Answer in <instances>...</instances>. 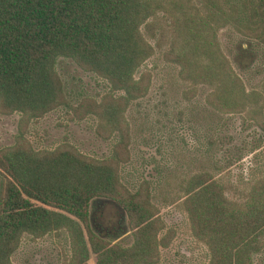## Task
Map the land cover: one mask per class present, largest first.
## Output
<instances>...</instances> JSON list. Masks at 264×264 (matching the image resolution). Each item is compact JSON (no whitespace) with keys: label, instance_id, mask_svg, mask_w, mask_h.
I'll return each instance as SVG.
<instances>
[{"label":"trees","instance_id":"obj_1","mask_svg":"<svg viewBox=\"0 0 264 264\" xmlns=\"http://www.w3.org/2000/svg\"><path fill=\"white\" fill-rule=\"evenodd\" d=\"M163 2L0 0V112L18 111L26 120L63 103L61 80L53 62L57 55H65L117 90L104 92L99 99H84L77 110L93 113L98 132L104 136L113 130L118 136L110 155L101 158L85 155L69 144L33 149L21 131L10 145L0 148L4 178L0 188V264H13L9 256L22 232L40 235L61 227L69 238L67 264H87L89 252L94 254V264H148L156 259L157 244L164 243L156 237L161 220L147 188L142 185L129 191L121 184L118 162L125 154L123 109L148 87L146 71L134 76L153 51L139 25L164 6ZM207 4V17L200 20L197 10L192 15L179 6L180 17L166 10L175 15L168 53L180 64L181 77L212 85L207 94L211 105L243 108L250 93L243 90L227 59L216 50L212 36L208 37L211 19L219 14L221 22H228L233 9H223L219 0ZM245 26L252 28L251 23ZM259 125L264 129V124ZM185 184L183 205L193 234L207 246V264H249L250 251L264 235V177L251 183L239 202L227 200L221 186L205 175H192ZM93 198L122 208L131 230L127 244L111 242L93 231L89 213Z\"/></svg>","mask_w":264,"mask_h":264},{"label":"rangeland","instance_id":"obj_2","mask_svg":"<svg viewBox=\"0 0 264 264\" xmlns=\"http://www.w3.org/2000/svg\"><path fill=\"white\" fill-rule=\"evenodd\" d=\"M207 1L164 0V6L139 25L153 51L134 72V76L148 73L146 92L130 99L122 112L125 154L118 162V178L129 191L147 188L161 220L156 237L164 243L157 244L156 259L148 264H207V246L193 234L183 205L189 177L205 175L221 186L227 200L235 202L243 199L251 183L264 177V129L259 125L264 124V0H219L223 9H233V18L221 22L223 17L217 14L211 19L208 37L250 93L243 108L230 109L211 105L207 94L212 85L181 77L180 64L168 53L175 15L166 10L177 17L179 6L192 15L197 10L200 20L207 17ZM53 68L61 80L64 102L26 120L18 111L0 112V148L10 145L21 131L33 149L69 144L91 157L109 156L117 132L104 136L98 132L96 116L77 108L84 99H99L104 92L117 90L69 56L57 55ZM3 179L0 172V188ZM105 200L90 201L91 228L111 242L127 244L131 230L124 212L117 203ZM103 211L109 214L100 224L102 216L96 215ZM259 239L257 247L264 243V235ZM69 255L68 233L61 227L40 235L22 232L9 258L13 264H67ZM256 257L251 250L249 264H259ZM94 259L89 252L87 264H94Z\"/></svg>","mask_w":264,"mask_h":264},{"label":"flooded vegetation","instance_id":"obj_3","mask_svg":"<svg viewBox=\"0 0 264 264\" xmlns=\"http://www.w3.org/2000/svg\"><path fill=\"white\" fill-rule=\"evenodd\" d=\"M106 201V200H105ZM118 206V205H117ZM119 207V206H118ZM120 208V207H119ZM107 210H109L108 208H106ZM104 211L101 213V214H99V215H96V217L97 216H102L101 218H100V224H102V222L104 221V220H106V218H107V216H108V214L109 213H107L106 212V215H104ZM121 214H123V210L121 209ZM91 219V218H90ZM116 227H121V226H119V224L117 223L116 224ZM106 230L107 231H109L110 230V228L109 227H106ZM254 252H255V254H256V258H257V262H259V264H264V243L260 246V247H257L256 249H254L253 250Z\"/></svg>","mask_w":264,"mask_h":264}]
</instances>
